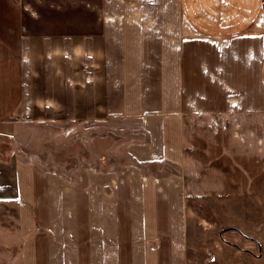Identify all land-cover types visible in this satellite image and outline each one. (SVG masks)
Segmentation results:
<instances>
[{"label": "crops", "instance_id": "1", "mask_svg": "<svg viewBox=\"0 0 264 264\" xmlns=\"http://www.w3.org/2000/svg\"><path fill=\"white\" fill-rule=\"evenodd\" d=\"M70 126L86 166L32 145ZM220 152L264 194V0H0V264H188Z\"/></svg>", "mask_w": 264, "mask_h": 264}, {"label": "rangeland", "instance_id": "2", "mask_svg": "<svg viewBox=\"0 0 264 264\" xmlns=\"http://www.w3.org/2000/svg\"><path fill=\"white\" fill-rule=\"evenodd\" d=\"M15 1L27 10V0ZM21 112V116H27V110ZM242 117L245 116H239ZM77 130L71 126L33 129L32 145L45 150L54 163V159L67 165L77 160L80 166H86L92 163L89 155L100 141L96 137L93 145L86 130ZM218 155L223 156L219 163L213 160L208 166L197 158L191 172L187 170L190 189L186 206V262L264 264V194L251 189L254 184L251 186L248 181L243 159L239 160L240 171L235 174L234 162H228L224 152Z\"/></svg>", "mask_w": 264, "mask_h": 264}]
</instances>
